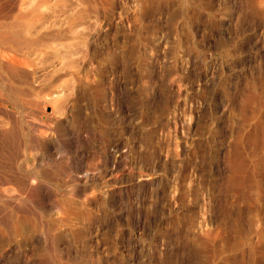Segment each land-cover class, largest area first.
<instances>
[{"label": "rangeland", "instance_id": "obj_1", "mask_svg": "<svg viewBox=\"0 0 264 264\" xmlns=\"http://www.w3.org/2000/svg\"><path fill=\"white\" fill-rule=\"evenodd\" d=\"M0 86V264H264V0H0Z\"/></svg>", "mask_w": 264, "mask_h": 264}, {"label": "bare ground", "instance_id": "obj_2", "mask_svg": "<svg viewBox=\"0 0 264 264\" xmlns=\"http://www.w3.org/2000/svg\"><path fill=\"white\" fill-rule=\"evenodd\" d=\"M9 56V55H8ZM13 57V56H12ZM14 60V59H13ZM14 65V64H13ZM12 65V66H13ZM13 68H15V67H13ZM24 68V67H23ZM15 75V74H14ZM1 87V86H0ZM242 163V162H241ZM243 165V164H242ZM239 168V167H238ZM242 168V167H241ZM239 170V169H238ZM33 179V178H32ZM234 180V179H233ZM232 182V181H231ZM231 182H229V183H231ZM235 182V181H234ZM217 251V250H216ZM219 254V253H218ZM212 256H214V255H212ZM221 255H219V257H220ZM215 258V257H214ZM225 262V261H224Z\"/></svg>", "mask_w": 264, "mask_h": 264}]
</instances>
